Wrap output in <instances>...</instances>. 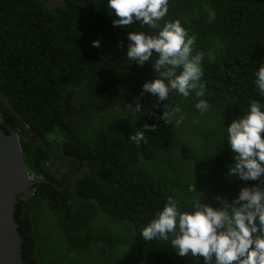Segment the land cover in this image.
Wrapping results in <instances>:
<instances>
[{
  "label": "trees",
  "instance_id": "16d2710c",
  "mask_svg": "<svg viewBox=\"0 0 264 264\" xmlns=\"http://www.w3.org/2000/svg\"><path fill=\"white\" fill-rule=\"evenodd\" d=\"M115 18L107 0H0V128L16 131L28 172L56 184L42 166L48 154H60L62 137L74 138L75 144L89 141L82 149L66 141L61 145L63 152L72 146L89 162L73 193L59 196L54 186L40 182L14 204L24 264L74 259L111 264L121 242L118 226L128 241V264H196L191 256H178L168 242L145 241L142 229L169 196L181 210L191 211L194 199L218 206L215 196L231 202L241 187L258 183L228 175L234 156L226 128L250 110L252 100L264 104L255 84V73L264 66V0H169L160 24L179 20L194 36L193 54H204L205 91L200 97L173 93L165 102L141 95L143 84L156 76L151 62L138 66L126 58L128 33L154 30L139 22L114 26ZM138 99L143 112L133 117L127 106ZM200 99L210 108L197 117L198 126L193 121L177 129L175 120L180 115L192 120ZM120 104L130 126L120 128L123 120L112 113L103 114L94 128L89 125V107ZM165 105L180 108L170 123L160 118ZM145 123L155 124V131L146 130L139 145L131 142ZM190 186L197 191L190 192ZM93 197L109 207L116 225L90 221V212H96L89 209Z\"/></svg>",
  "mask_w": 264,
  "mask_h": 264
},
{
  "label": "clouds",
  "instance_id": "9594fccd",
  "mask_svg": "<svg viewBox=\"0 0 264 264\" xmlns=\"http://www.w3.org/2000/svg\"><path fill=\"white\" fill-rule=\"evenodd\" d=\"M107 8L117 17L113 19L114 26L136 25L139 22L142 27L154 30L152 33L137 30L128 33L130 43L126 58L138 66H143L146 61L151 62L156 74L143 84L141 95L143 92L151 93L161 102L167 101L173 93L183 97H188L192 92L198 97L204 95V54H193L194 36H189L179 20L165 21L163 26L160 24L168 14L169 0H107ZM92 44L94 47L100 46L99 40H94ZM255 76L256 87L264 94V66L259 67ZM127 107L133 117L137 112H143L139 99L135 106L129 104ZM195 107L203 113L210 105L200 99ZM164 109L160 117L164 123H170L180 113L178 106L169 110L165 105ZM89 111L95 110L89 107ZM120 111L125 112L122 104L114 108L104 105L96 110L95 117L100 120L103 114L112 113L123 120L118 113ZM183 119V115H180L175 123L179 125ZM155 129V124L145 123L129 140L139 145L145 139L146 130ZM226 130V139L234 156L228 175L258 183L241 187L238 196L231 202L219 195L215 196L218 206L194 199L191 211L181 210L179 202L169 196L162 210L140 234L145 241L162 240L170 243L178 256H191L195 258L196 264H200L201 258L203 264H264V104L252 100L250 110L233 120ZM88 164L87 161V170L83 171H89ZM103 170L107 174L109 167ZM99 171L100 176L107 181L104 172ZM188 190L197 191L195 186H190ZM92 201L96 209L93 216L96 213L98 215L94 221L105 225L117 224L118 221L109 217L108 206L100 204L94 197ZM98 211L105 215L103 221Z\"/></svg>",
  "mask_w": 264,
  "mask_h": 264
},
{
  "label": "water",
  "instance_id": "95a60500",
  "mask_svg": "<svg viewBox=\"0 0 264 264\" xmlns=\"http://www.w3.org/2000/svg\"><path fill=\"white\" fill-rule=\"evenodd\" d=\"M40 182L50 181L28 172L16 132L0 128V264H24L13 209L17 199H26L33 193V185Z\"/></svg>",
  "mask_w": 264,
  "mask_h": 264
},
{
  "label": "flooded vegetation",
  "instance_id": "af4514ba",
  "mask_svg": "<svg viewBox=\"0 0 264 264\" xmlns=\"http://www.w3.org/2000/svg\"><path fill=\"white\" fill-rule=\"evenodd\" d=\"M95 111H89L87 112V117L90 116L89 125L91 127H95L99 124L98 119L95 117ZM16 132V131H15ZM27 138L31 137V135H27ZM60 141H66L71 142L73 145H75L78 149L84 148L89 141L85 140L83 138L80 139V141L77 143V141L72 137H62ZM36 143H39L37 140H35ZM94 150V149H92ZM76 149L71 146V149H67L66 152H63L61 150L60 154H48L49 159H46L42 162V166L47 169L49 172L53 174L57 178V181L59 182L56 184L55 182L51 181L49 178H46L50 182H45L48 184H51L57 189V193L59 196L62 193H66L67 190H70L73 193V190L77 184L78 177H81L83 175V170H87V160L85 158H80L77 156ZM45 191V189H43ZM69 199H67L68 201ZM93 207L91 204L89 205V209ZM94 208V207H93ZM99 212L100 218L103 220L105 219V215L101 212ZM93 210L90 212V221L94 223V220L98 219L97 213L93 216Z\"/></svg>",
  "mask_w": 264,
  "mask_h": 264
},
{
  "label": "rangeland",
  "instance_id": "374dc122",
  "mask_svg": "<svg viewBox=\"0 0 264 264\" xmlns=\"http://www.w3.org/2000/svg\"><path fill=\"white\" fill-rule=\"evenodd\" d=\"M56 0H49V2L50 3H54ZM121 116H122V118H123V121L119 124V126H120V128H122L123 126H130V120H129V117H130V115H129V113L128 112H118ZM200 115H205V112H203V113H201L199 110H197V109H195L194 110V113H193V116H192V120H190L189 118L188 119H183V122L181 123V124H179V125H177L176 126V128L177 129H183L184 128V126L186 125V124H189V126H191L192 125V122L193 121H196V119H197V117H199ZM210 121H212V122H215L214 121V117H211V119H210ZM228 122L230 121V118L227 120ZM219 122V121H218ZM220 123V122H219ZM195 125H197L198 126V123H194ZM221 124V123H220ZM204 142H202L201 143V145L203 144ZM201 145H200V147H201ZM103 221V220H102ZM99 224H103V223H100V222H98V225ZM117 231H118V236L120 237V239H121V242H120V244H119V250L115 253V256H114V258L113 259H111L110 261H109V263H111V264H128V260L126 261V259H125V255H126V253H125V249L127 248V243H128V241L125 239V237H124V235H123V232H122V229H121V227L120 226H118L117 227ZM107 242V241H106ZM68 264H79L78 263V259H74V260H72V261H69V263ZM90 264H100V263H98V262H92V263H90ZM108 264V263H107Z\"/></svg>",
  "mask_w": 264,
  "mask_h": 264
}]
</instances>
